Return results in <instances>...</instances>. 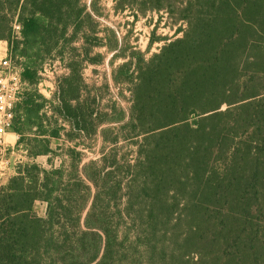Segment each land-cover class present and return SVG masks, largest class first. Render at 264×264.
Masks as SVG:
<instances>
[{"label": "trees", "instance_id": "trees-1", "mask_svg": "<svg viewBox=\"0 0 264 264\" xmlns=\"http://www.w3.org/2000/svg\"><path fill=\"white\" fill-rule=\"evenodd\" d=\"M76 1L0 0V40L10 54L47 45ZM131 4L180 34L122 65L134 64L137 156L17 165L0 185V264H264V0H114Z\"/></svg>", "mask_w": 264, "mask_h": 264}, {"label": "rangeland", "instance_id": "rangeland-1", "mask_svg": "<svg viewBox=\"0 0 264 264\" xmlns=\"http://www.w3.org/2000/svg\"><path fill=\"white\" fill-rule=\"evenodd\" d=\"M72 5L78 14L67 18L57 38L47 45L32 43L26 48L20 44L10 54L22 69L28 65L35 70L24 91L27 102L21 99L15 104L14 131L0 137L13 145L0 154L15 168L34 161L47 169L70 170L73 165L81 171L84 163L101 157L123 165L133 163L143 143V135H135L131 120L134 64L122 65L132 57L136 60V52L145 60L158 52L180 35L174 34L177 24L166 12H140L135 4L116 10L114 0H77ZM14 34L20 38L19 29ZM5 53L9 54L8 42L0 40V58ZM60 100L63 109L78 119L81 132L73 131L61 114ZM12 132L19 138L15 140ZM4 183L5 177L0 178V185ZM117 203L124 205L123 200ZM45 208L43 201L33 205L39 216Z\"/></svg>", "mask_w": 264, "mask_h": 264}, {"label": "built area", "instance_id": "built-area-1", "mask_svg": "<svg viewBox=\"0 0 264 264\" xmlns=\"http://www.w3.org/2000/svg\"><path fill=\"white\" fill-rule=\"evenodd\" d=\"M19 24H14V29L18 30ZM2 71L0 72V137L11 131L15 104L23 99L27 81L21 76L22 67L17 65L11 58L10 53H5L0 58ZM16 139L19 135L14 133ZM0 152H4L12 145L0 141ZM11 164L7 159H3L0 154V178L6 177Z\"/></svg>", "mask_w": 264, "mask_h": 264}, {"label": "crops", "instance_id": "crops-1", "mask_svg": "<svg viewBox=\"0 0 264 264\" xmlns=\"http://www.w3.org/2000/svg\"><path fill=\"white\" fill-rule=\"evenodd\" d=\"M13 134L15 132H12ZM14 139L16 140V138L14 137ZM12 145V144H11ZM13 146V145H12ZM15 173V167L14 165L11 164V168L8 170L7 176L5 177V180L7 181L8 178L11 176V174Z\"/></svg>", "mask_w": 264, "mask_h": 264}]
</instances>
